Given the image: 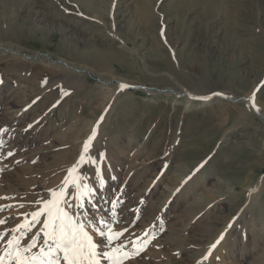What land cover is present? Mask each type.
Segmentation results:
<instances>
[{
  "label": "rangeland",
  "instance_id": "1",
  "mask_svg": "<svg viewBox=\"0 0 264 264\" xmlns=\"http://www.w3.org/2000/svg\"><path fill=\"white\" fill-rule=\"evenodd\" d=\"M85 2L92 11L103 7L105 34L98 19L87 23L93 17L81 8ZM112 2L0 0V15L3 6L12 5L13 18L10 26L0 23V46L18 51L0 50V130H6L0 131L5 142L0 148V197L9 198L0 205H24L0 213L8 218L0 230L20 224L21 213L38 207L31 202L50 198L48 190L65 179L96 127L88 155L101 161L104 198H119L114 230H128L121 240L129 251V240L147 242L125 264H200L221 233L224 239L204 264H264V115L227 100L204 107L195 103L185 111L186 99L144 89L174 87L243 97L257 85L261 93L256 96L264 106V0ZM112 14L120 28L112 26ZM13 16L26 24L25 31ZM116 34L129 52H141L139 58L129 54L137 60V70L71 57L92 45L120 48L113 40L118 41ZM159 57H167L198 88L188 87L184 76L152 82L155 77L144 74L146 70L166 72ZM61 60L69 68L59 66ZM122 83L131 87L121 90ZM117 90L122 93L119 103L109 106ZM219 107L223 112L215 117L212 112ZM230 131L231 144L219 147V139ZM78 173L95 186L91 164Z\"/></svg>",
  "mask_w": 264,
  "mask_h": 264
},
{
  "label": "snow or ice",
  "instance_id": "2",
  "mask_svg": "<svg viewBox=\"0 0 264 264\" xmlns=\"http://www.w3.org/2000/svg\"><path fill=\"white\" fill-rule=\"evenodd\" d=\"M128 87L131 86L120 85L121 90ZM254 98L253 95L248 101L253 110L259 111ZM96 134L97 128L94 127L83 145L77 163L68 169L57 189L48 190L50 198L31 202L38 207L34 211L21 213L24 219L20 224L0 230V264H102L103 261L108 264H125L144 251L146 241L129 240L133 246L129 251L128 245L121 240L128 230H114V210L119 205V198H104L106 181L101 171V161L88 155ZM4 146L5 142L0 141V148ZM12 155V152L7 153V156ZM100 155L103 158L104 154ZM84 164L93 166L95 186L84 183L87 177L78 173ZM4 199L9 198L0 197V200ZM102 205L107 207L109 214H105ZM23 207V204L0 205V213L9 208ZM7 220V217H0V226L6 225ZM36 225L40 227L33 231ZM228 227L231 228L232 224L229 223ZM145 235L148 233L145 232ZM224 237L225 233H221L210 246L205 260Z\"/></svg>",
  "mask_w": 264,
  "mask_h": 264
},
{
  "label": "bare ground",
  "instance_id": "3",
  "mask_svg": "<svg viewBox=\"0 0 264 264\" xmlns=\"http://www.w3.org/2000/svg\"><path fill=\"white\" fill-rule=\"evenodd\" d=\"M57 1V0H56ZM116 2H115V0H114V2H112V4L114 5ZM91 4V3H90ZM96 5V4H95ZM98 5V4H97ZM101 5V4H100ZM113 5H112V7H113ZM84 7V8H83ZM89 7V8H88ZM92 6H88V3L87 2H85V4H82V6H81V8H83L86 12H85V15H87L88 17L90 16V17H93V18H89V21L87 22V23H89V22H91L92 20H94V19H98L97 21H98V23H100L99 24V26H101V27H104V28H101V29H99V30H101L100 32H101V34H105V31H108V29L107 30H105L107 27H105V23H103L100 19H102L101 18V16L103 15V7H99V5H98V7L96 6L94 9H93V11H92V8H91ZM111 6H110V10H115V7H113L112 8ZM3 11H2V14L0 15V17L2 16V18L0 19V23L2 24V23H4V24H6V25H9V23L11 22V20H13V18H12V16H11V12H12V5H8V7L7 6H3ZM89 9V10H88ZM66 10V9H65ZM82 10V9H81ZM66 12V11H65ZM84 12V11H83ZM109 12H111V11H109ZM117 12V11H116ZM116 12H115V14H116ZM75 13V12H74ZM73 14V13H72ZM120 15V14H119ZM113 16V14L111 15V17ZM164 16V15H163ZM14 17V16H13ZM103 17V16H102ZM162 17V16H161ZM112 22H113V24H112V26L113 27H115V26H118L119 27V25H118V22H116V17H112ZM111 20H109V21H111ZM96 21V20H95ZM109 21L107 20V22L109 23ZM117 21H118V19H117ZM14 22L16 23V26L18 25V27L20 28V30H22V31H25V30H23L25 27H26V24H22L19 20H17V18L16 17H14ZM83 22H85V21H83ZM121 23V22H120ZM111 25V24H110ZM109 25V26H110ZM168 25V24H167ZM10 26V25H9ZM13 26V25H12ZM28 26V25H27ZM88 26H90V25H88ZM111 26V27H112ZM121 26V25H120ZM110 27V28H111ZM120 28V27H119ZM112 29V28H111ZM115 29V28H114ZM118 29V28H117ZM109 32H111V31H109ZM116 32V31H115ZM17 33V32H16ZM27 34V33H26ZM110 34V33H109ZM112 34H114V33H112ZM111 34V35H112ZM107 35V34H106ZM0 36H1V31H0ZM115 36V35H114ZM113 36V37H114ZM119 35L118 34H116V37H114V38H116V39H118V41L117 40H115V39H113L114 41H116V43L118 42V43H120L121 45L119 46L120 48H116V47H114V46H112V48H109L108 50H101V49H98L96 46H94V45H92V47H90L91 49H88L87 51H85V53L83 52V53H79L78 51H75V52H73L72 53V55H71V57L73 58V59H75V60H77V61H79V62H81V63H87V64H92V65H96V66H105L107 63H115V64H117V65H119L121 68H123V69H125V71L127 70V71H130V70H137V65H138V63H137V60H130L129 58H130V56H129V54L130 55H134V54H132V53H135L136 55H138V58H139V56L141 55V52L140 51H138V50H132V51H128L129 49H127V47H126V45L124 44V42H121L120 40H119ZM181 40V39H180ZM64 41V40H63ZM177 41V40H176ZM75 42V41H74ZM182 43V42H181ZM64 44V43H63ZM94 44V43H93ZM189 44H190V42H188L186 45H187V48H189ZM70 45V44H69ZM115 45V44H114ZM191 45V44H190ZM118 46V45H117ZM64 47V46H63ZM68 47V46H67ZM72 47V46H71ZM176 47V46H175ZM2 49V51H6V52H12V53H17L16 52V50L14 51V50H12V48H8V47H5V46H0V50ZM64 49V48H63ZM185 49V48H184ZM190 49V48H189ZM74 50V49H73ZM177 50V47L174 49V51H176ZM66 51V50H65ZM69 51V50H68ZM84 51V50H83ZM64 52V51H63ZM62 52V53H63ZM67 52V51H66ZM81 52V51H80ZM207 54V53H206ZM159 55H162L161 53H159ZM208 55V54H207ZM19 56V55H18ZM135 56V55H134ZM162 56H164V55H162ZM42 59H45V56H42L41 57ZM46 58H48V57H46ZM132 58V57H131ZM72 60V59H71ZM244 61V60H243ZM139 62V61H138ZM16 63V62H15ZM157 63L160 65V69L161 70H164V71H166V72H164V73H152L151 72V70L150 71H145L144 72V74H146L147 75V73L149 74V75H151V76H153V77H155V79H153V81L152 82H164V84H165V82H168V78L167 79H164L163 77L165 76H169V77H171V76H177L178 78H180V76H184V77H182V80L184 81V83L188 86V87H190V88H193V89H196V88H198V86H197V82L195 81V80H192L189 76H186L185 77V75H183L182 73L181 74H179V72L178 71H176L174 68H173V66H172V64H171V62L167 59V57H159V59L157 60ZM60 65H62V67L64 66V67H66V68H69V65L65 62V61H63V60H61V61H59V66ZM49 66V65H48ZM150 66V65H149ZM175 66V65H174ZM118 67V66H117ZM141 67V66H140ZM90 68V67H89ZM148 68V67H147ZM73 69V68H72ZM145 69H146V67H145ZM155 69V68H154ZM153 69V70H154ZM159 69V68H158ZM75 71H78V70H76V69H74ZM152 70V71H153ZM79 71H81V69H79ZM83 71V70H82ZM139 71H141V70H139ZM142 72V71H141ZM140 72V73H141ZM163 72V71H162ZM170 74V75H169ZM84 75H85V73H84ZM143 75V74H142ZM146 75H144V76H146ZM151 76H150V78H151ZM80 77V76H79ZM144 78V77H143ZM146 79V78H145ZM147 79H149V78H147ZM263 79V78H262ZM149 80H151V79H149ZM264 80V79H263ZM147 81V80H146ZM171 81V80H170ZM264 82V81H263ZM124 83V82H123ZM122 83V84H123ZM177 83V82H176ZM107 85L108 83H103V85ZM163 84V85H164ZM170 84V83H169ZM123 85H127V84H123ZM152 85V84H151ZM233 85V84H232ZM176 87V86H175ZM201 87V86H200ZM230 87V86H229ZM231 87H235V86H231ZM135 88V87H134ZM260 86H255V87H253L252 88V91L250 92V93H248V94H246V96H243V97H238V96H235V95H232V96H228L227 94H226V92H220V93H217V94H202V93H198V92H189L188 90H177L176 88H164V89H162V88H157V87H155V86H152V87H148V86H146V88H144L145 89V91L146 92H148V93H150V94H153V95H155V96H159L160 94H164V95H166V96H168V97H174V98H184V99H186L187 100V103L185 104L186 106H185V111L187 110V109H190V108H192L194 105H195V103H200L201 104V106H208V105H210V104H212V103H214V102H217V101H219V100H227V101H230V102H232V103H245L248 107H250L251 108V111L252 112H255V113H259V114H263L264 115V106L259 102V99H258V97L259 96H256L259 92L261 93V91H260ZM113 89V88H112ZM184 89V88H183ZM235 89V88H234ZM259 89V90H258ZM107 90V89H106ZM215 90V89H214ZM109 91V90H108ZM118 91V90H117ZM220 91V90H219ZM119 93L115 96V100L109 105L108 103V105L109 106H113V105H115V104H117V102L119 103V100H120V97L122 96V93H120V91H118ZM123 92V91H122ZM111 93V92H110ZM117 93V92H116ZM208 93V92H207ZM121 94V95H120ZM125 94V93H124ZM253 95H254V103L256 104V106L259 108V111H255V110H253L252 109V107H251V105H250V103H249V101H248V98L249 97H253ZM170 97V98H171ZM164 98V97H163ZM173 98V99H174ZM203 98H206V99H203ZM256 99L258 100V101H256ZM257 103L258 104H260V105H257ZM106 105V104H105ZM207 108V107H206ZM223 107H219V108H214V110H213V112H212V114L215 116V117H219V115H221V113L223 112ZM130 110V109H129ZM216 121V120H215ZM233 131V130H232ZM234 132V131H233ZM232 132L230 131V132H226L225 134H224V136H223V138L222 139H219V142H217L218 144V146L219 147H221V146H223V145H227V144H231V137H232ZM23 135V134H22ZM31 135V134H30ZM249 135V134H248ZM247 135V136H248ZM22 137H24V136H22ZM29 137H31V136H29ZM29 137L27 138V140H28V142L31 140H29ZM251 137V136H250ZM253 139V138H252ZM251 139V140H252ZM26 140V141H27ZM250 143H251V141H250ZM253 144V143H252ZM251 144V145H252ZM215 145V144H214ZM233 145V144H232ZM231 145V146H232ZM255 145V144H254ZM250 147V146H249ZM218 149V148H217ZM216 149V150H217ZM223 150V149H222ZM213 251V250H212ZM209 253V250L207 251V254ZM206 254V255H207ZM207 260H209V258L207 259ZM204 261H206L205 259H204V257H203V260L201 261V263L200 264H204Z\"/></svg>",
  "mask_w": 264,
  "mask_h": 264
}]
</instances>
